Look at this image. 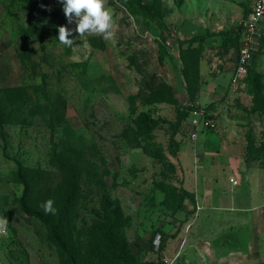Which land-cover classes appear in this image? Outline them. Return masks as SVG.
I'll return each mask as SVG.
<instances>
[{"label": "rangeland", "instance_id": "1", "mask_svg": "<svg viewBox=\"0 0 264 264\" xmlns=\"http://www.w3.org/2000/svg\"><path fill=\"white\" fill-rule=\"evenodd\" d=\"M251 2L108 0L115 38L105 40L81 39L59 0H0L5 264H149L162 262L165 250L171 255L178 240L184 243L196 217L187 211L185 179L192 176L187 167L198 141L182 119L205 79L200 61L211 60L210 73L219 74L216 61L224 70L238 54ZM59 26L73 30L72 47L58 41ZM38 29L43 36H30ZM230 85L224 98L206 106L224 109L202 133H217L227 122L231 138L243 133L249 159L264 168V45L246 75ZM142 114L156 120L151 131L138 122ZM27 181L31 197L24 202ZM106 196L122 212L115 233ZM49 199L56 215L40 207ZM62 210L72 214L56 225ZM183 254L177 264L200 263L194 251Z\"/></svg>", "mask_w": 264, "mask_h": 264}, {"label": "crops", "instance_id": "2", "mask_svg": "<svg viewBox=\"0 0 264 264\" xmlns=\"http://www.w3.org/2000/svg\"><path fill=\"white\" fill-rule=\"evenodd\" d=\"M236 60L237 55L231 63H224V70L222 61L217 60L213 67H219V74L210 73L211 60H201L200 73L205 79L197 95V106L206 107L224 98L231 86ZM218 106L208 107L218 115L224 109ZM187 122L183 123L187 130H195L192 122ZM222 125L213 134L202 133L206 129L200 127L189 167L188 152L183 157L184 167L192 170L189 179L186 175L185 189L195 197L194 203L186 200L187 211L196 217L189 225L184 243L181 245L182 239L178 240L173 246L175 251L169 255L165 250L162 257L172 259L179 254L178 261L184 256L183 249H189L200 259L199 264H258L264 260V168L249 159L244 134L240 133L235 140L228 132L227 122ZM201 134L203 138L199 141Z\"/></svg>", "mask_w": 264, "mask_h": 264}, {"label": "clouds", "instance_id": "3", "mask_svg": "<svg viewBox=\"0 0 264 264\" xmlns=\"http://www.w3.org/2000/svg\"><path fill=\"white\" fill-rule=\"evenodd\" d=\"M63 6L64 15L68 24L75 22V33L82 39L87 34L101 35L105 40L115 38L113 11L108 7V0H59ZM73 30L66 26L58 27V41L72 47ZM54 201L49 199L42 203L40 207L45 214H57L54 208ZM6 218H0V224H6Z\"/></svg>", "mask_w": 264, "mask_h": 264}, {"label": "built area", "instance_id": "4", "mask_svg": "<svg viewBox=\"0 0 264 264\" xmlns=\"http://www.w3.org/2000/svg\"><path fill=\"white\" fill-rule=\"evenodd\" d=\"M264 24V0H253L250 6V12L247 18L242 22L241 48L237 54L236 67L232 76L231 83L237 85L246 75L259 48V40L262 37V25ZM192 124L195 130L191 132V138L196 140L198 129H212L216 126L213 110L204 106H195L191 112ZM235 183H237L235 181ZM157 249L160 248L161 242L155 241ZM179 257L177 254L172 259L163 258L161 264H176ZM0 264H5L3 255L0 251Z\"/></svg>", "mask_w": 264, "mask_h": 264}, {"label": "trees", "instance_id": "5", "mask_svg": "<svg viewBox=\"0 0 264 264\" xmlns=\"http://www.w3.org/2000/svg\"><path fill=\"white\" fill-rule=\"evenodd\" d=\"M34 7H33L34 9H36V8L37 9H40V10L44 9L43 6L38 7L37 5H35ZM249 12H250V9L248 10V12L246 14V17L248 16ZM44 32H45V30H40V29H38V30H32L30 32V36H32L33 38H35V37L38 38V37L43 36V33ZM241 37H242V24L240 25V28H239V31H238V35H237L238 53H239L240 48H241ZM263 45H264V29L262 30V37L259 40V48H258L257 54L261 52V49H262ZM255 56H256V54H255ZM254 60H255V57L252 60L250 67L252 66ZM200 66H201V61H200V64H199V72H200ZM250 67H249V69H250ZM191 103H193V102H191ZM191 103H190L191 106H188V109H187V112L185 113L184 118L183 119L181 118L183 122L188 119L189 115L191 114V112L194 110V108L196 106V105H194V103L193 104H191ZM138 122L140 123V125L141 124L143 125V128L144 129H146L148 131H151L153 129L154 123H156V120H154L153 118H151L150 116H148L146 114H142L140 116V118L138 119ZM251 151H252V148L248 145V154H250ZM58 159H60V158H58ZM63 167L65 169H66V167L69 168L67 165H63ZM25 184L27 186V190H26V193H25V199H23L24 202H25V200L28 199V197H31V194L29 193V189L31 187V184L28 181L25 182ZM54 194L56 195V193H54ZM187 199H188V201H190L192 203L195 202L194 195L190 194L189 192H188V195L186 196V200ZM41 201H42L41 203H43L45 200H41ZM69 203H71V201H67L64 204L66 206L71 205ZM103 206H104V209H105V211L107 212V214H108V216L110 218V223H111L110 230H111V232L115 233V231L120 227L121 222H122V212H121V208L109 196H106L103 199ZM70 210H72V206H71ZM61 213H62V215H61ZM64 213H66V215L72 214V212H64V210L60 211L59 214H60L61 217H59V224H56V225H60V224H63L64 223V221H63L64 218H62V216L64 215ZM40 215H41V217H43V219H44L45 222H47L50 225L51 224L54 225V222L51 220V218L48 215L47 216H44V215L42 216V214H40ZM149 264H161V261L150 262Z\"/></svg>", "mask_w": 264, "mask_h": 264}]
</instances>
